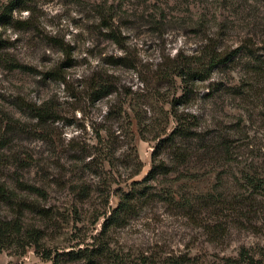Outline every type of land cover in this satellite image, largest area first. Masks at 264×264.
<instances>
[{
	"label": "rangeland",
	"instance_id": "rangeland-1",
	"mask_svg": "<svg viewBox=\"0 0 264 264\" xmlns=\"http://www.w3.org/2000/svg\"><path fill=\"white\" fill-rule=\"evenodd\" d=\"M0 34L2 216L60 250L105 239L91 264L264 262V0H0ZM206 45L233 57L187 83ZM100 76L117 91L95 97ZM167 109L199 132L180 172L144 182ZM133 187L134 213L104 227ZM16 251L0 264H51Z\"/></svg>",
	"mask_w": 264,
	"mask_h": 264
},
{
	"label": "trees",
	"instance_id": "trees-1",
	"mask_svg": "<svg viewBox=\"0 0 264 264\" xmlns=\"http://www.w3.org/2000/svg\"><path fill=\"white\" fill-rule=\"evenodd\" d=\"M29 8L28 6H24ZM8 14H4L1 19L3 22H10L11 18ZM5 41L0 34V49L4 47ZM208 52L203 56L202 51H199L198 60L194 62L192 66L187 67V71L183 78L187 80V83L191 81H202L206 80L211 76L213 69L219 65L226 63L233 57L234 51L228 53L222 51L216 46L214 48L206 45ZM237 51V50H235ZM15 67H25L22 63L16 61L13 63ZM162 73V72H161ZM159 73L157 76L158 80L164 79L163 73ZM53 77H59L57 71L51 74ZM65 79V77H61ZM187 87H189L187 85ZM118 86L116 81L110 76L97 77L94 82L93 94L96 97H104L114 91H117ZM130 93L135 94L130 87ZM189 89V88H188ZM187 91L179 98H184L187 95ZM134 98V97H132ZM132 102H130L129 106ZM173 106L175 101L171 102ZM134 107V106H130ZM134 109V108H133ZM127 111V110H126ZM168 116L172 115L176 119V123L172 126L170 131L164 129L163 132L156 134L155 139L157 143L152 153V167L148 174L144 178V182H150L152 179H156L159 174H167L171 171H179V168L183 165L182 161L186 158L185 151L190 149L185 146L184 143L186 138L196 137L199 130L194 129V124L188 118H184L180 114L167 109ZM138 114V113H135ZM195 117V116H194ZM185 150V151H184ZM166 154L165 158L163 155ZM169 157L171 160H168ZM141 163V162H140ZM141 171V167L134 171L131 176L138 174ZM259 187L261 186L264 191V177L259 178ZM256 183V181H255ZM138 188L133 187L131 191H125L120 196V201L116 207L111 210L110 214L105 213L104 227L107 225H122L125 219L131 216L136 208V202L146 196L147 192L137 190ZM168 199H175L176 195L167 194ZM42 230L36 226H25L21 218L12 217L7 218L0 213V250L12 249L16 247V252L20 254L27 253L29 248L34 247L35 252L44 260L50 261L51 264H69L71 262L85 261L86 264H91L96 259L100 258L110 250V244L105 239H99V241L89 242L83 247L73 246L68 250H60V247L47 246L43 242ZM243 255V254H242ZM249 264H264L262 260H250Z\"/></svg>",
	"mask_w": 264,
	"mask_h": 264
}]
</instances>
